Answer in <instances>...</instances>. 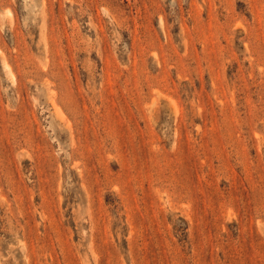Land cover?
Instances as JSON below:
<instances>
[{
	"label": "rangeland",
	"instance_id": "obj_1",
	"mask_svg": "<svg viewBox=\"0 0 264 264\" xmlns=\"http://www.w3.org/2000/svg\"><path fill=\"white\" fill-rule=\"evenodd\" d=\"M0 264H264V0H0Z\"/></svg>",
	"mask_w": 264,
	"mask_h": 264
}]
</instances>
